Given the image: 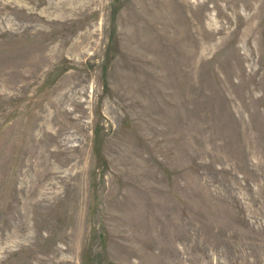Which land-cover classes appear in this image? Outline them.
<instances>
[{"label": "rangeland", "instance_id": "1", "mask_svg": "<svg viewBox=\"0 0 264 264\" xmlns=\"http://www.w3.org/2000/svg\"><path fill=\"white\" fill-rule=\"evenodd\" d=\"M0 264H264V0H0Z\"/></svg>", "mask_w": 264, "mask_h": 264}]
</instances>
